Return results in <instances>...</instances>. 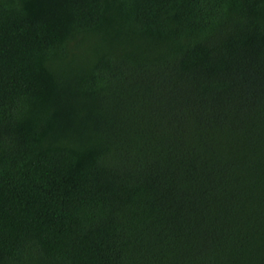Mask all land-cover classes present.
Wrapping results in <instances>:
<instances>
[{"label": "trees", "instance_id": "1", "mask_svg": "<svg viewBox=\"0 0 264 264\" xmlns=\"http://www.w3.org/2000/svg\"><path fill=\"white\" fill-rule=\"evenodd\" d=\"M0 264H264V0H0Z\"/></svg>", "mask_w": 264, "mask_h": 264}]
</instances>
